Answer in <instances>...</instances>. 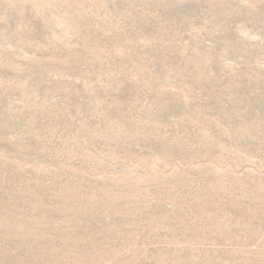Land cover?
Returning a JSON list of instances; mask_svg holds the SVG:
<instances>
[{"label": "rangeland", "instance_id": "1", "mask_svg": "<svg viewBox=\"0 0 264 264\" xmlns=\"http://www.w3.org/2000/svg\"><path fill=\"white\" fill-rule=\"evenodd\" d=\"M0 264H264V0H0Z\"/></svg>", "mask_w": 264, "mask_h": 264}]
</instances>
